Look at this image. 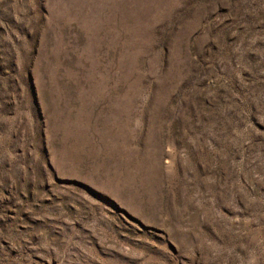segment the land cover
<instances>
[{"label": "rangeland", "instance_id": "obj_1", "mask_svg": "<svg viewBox=\"0 0 264 264\" xmlns=\"http://www.w3.org/2000/svg\"><path fill=\"white\" fill-rule=\"evenodd\" d=\"M0 264H264V0H0Z\"/></svg>", "mask_w": 264, "mask_h": 264}]
</instances>
